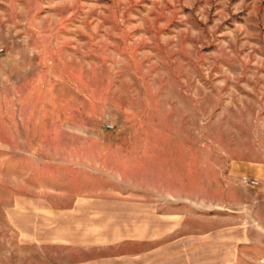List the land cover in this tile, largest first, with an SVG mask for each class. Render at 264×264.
Wrapping results in <instances>:
<instances>
[{
	"label": "rangeland",
	"instance_id": "374dc122",
	"mask_svg": "<svg viewBox=\"0 0 264 264\" xmlns=\"http://www.w3.org/2000/svg\"><path fill=\"white\" fill-rule=\"evenodd\" d=\"M222 224L264 264V0H0V264Z\"/></svg>",
	"mask_w": 264,
	"mask_h": 264
},
{
	"label": "crops",
	"instance_id": "0c3cea01",
	"mask_svg": "<svg viewBox=\"0 0 264 264\" xmlns=\"http://www.w3.org/2000/svg\"><path fill=\"white\" fill-rule=\"evenodd\" d=\"M241 228L222 224L191 235L184 233L160 249L159 254L168 259V264H227L235 258L238 246L248 240Z\"/></svg>",
	"mask_w": 264,
	"mask_h": 264
},
{
	"label": "built area",
	"instance_id": "2783aa9c",
	"mask_svg": "<svg viewBox=\"0 0 264 264\" xmlns=\"http://www.w3.org/2000/svg\"><path fill=\"white\" fill-rule=\"evenodd\" d=\"M245 182H249L250 184H255L254 180H248L246 177L243 178Z\"/></svg>",
	"mask_w": 264,
	"mask_h": 264
}]
</instances>
